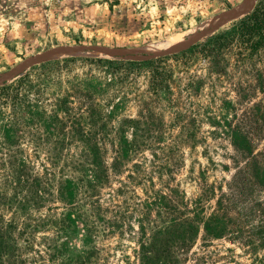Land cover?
Segmentation results:
<instances>
[{
    "label": "rangeland",
    "instance_id": "1",
    "mask_svg": "<svg viewBox=\"0 0 264 264\" xmlns=\"http://www.w3.org/2000/svg\"><path fill=\"white\" fill-rule=\"evenodd\" d=\"M257 1L0 0V86L33 66L67 57L169 55L228 29ZM199 68L192 69L205 77ZM230 72L213 87L207 82L199 96L179 100L183 122L162 105L163 127L153 132L162 137L135 144L128 130L131 143L120 157L116 136L98 145V174L105 178L78 190L84 169H93L92 148L51 135L37 116L30 122L0 105V128L15 129L0 130V264H145L141 245L150 255L161 220H179L180 214L193 218L199 231L179 247L178 264H264L263 112L253 111L256 116L242 123L250 105L264 108V83L258 88L251 79L243 101L237 88L244 79ZM185 76L179 82L176 77L174 90ZM70 92L62 78L41 107L50 115L53 97ZM146 93L140 77L120 115L137 117L141 102L133 97ZM224 100L230 107L223 108ZM72 102L77 113V99ZM64 121L66 132L72 122ZM235 128L248 137V148L233 145ZM216 214L227 229L219 236L205 232L202 223ZM68 217L63 225L60 220Z\"/></svg>",
    "mask_w": 264,
    "mask_h": 264
},
{
    "label": "trees",
    "instance_id": "2",
    "mask_svg": "<svg viewBox=\"0 0 264 264\" xmlns=\"http://www.w3.org/2000/svg\"><path fill=\"white\" fill-rule=\"evenodd\" d=\"M195 67H200L197 72L204 67L206 76L200 77L195 72L196 69H192ZM231 70L235 75H239L240 80L244 79V82H239L237 88V92L240 89L243 91L241 98L243 101L247 97L244 93L250 90L251 86L248 82L251 79H254L258 88L264 83V0H258L250 13L233 22L228 29L169 55L144 60L67 57L33 66L14 82L0 86V105L16 114H21L20 117H23L22 113L26 114L25 119L30 122H33L32 117L37 116L48 132L49 129L52 130L49 132L51 135H55L52 134L55 131L58 132L57 137L62 136V140L67 137L75 138L86 145V149L92 148L94 158L90 162L93 169L90 167L84 169L83 179L76 181L75 190H78L83 187V183L87 187H92L101 184L103 181L100 180L105 178L103 174H98L102 166V162H97L95 159L98 145H103L110 137L116 136L115 141L118 144H114L117 149L115 153L120 157L127 152V147L131 143L126 137L128 130L132 131V143L135 144L140 138L149 140L162 137L161 133L155 136L153 133L163 127L160 112L162 105L171 111L170 114L175 121L183 122L184 116L177 110L180 105L179 100L183 96L184 101L191 95L199 96L207 82L213 87L214 80L228 76ZM183 75H187L186 82L174 90L176 77H179L177 79L179 82ZM140 77L147 81V93L144 98L133 97V100L138 98L141 102L137 117H122L120 112L128 102L127 96ZM62 78L74 93L53 97V101L49 104L50 115H47V110L43 108V102L47 100L45 95L51 85L60 86ZM30 96L35 97V100L31 101ZM73 99H77L79 104L77 113L73 111L74 107L71 104ZM222 104L223 108L230 107V103L226 100ZM255 110L257 114L262 111L261 119L264 118L263 106L253 103L242 123L246 124L256 116L253 114ZM65 118L72 122L66 132H64L67 128ZM113 121L116 125H112ZM0 130L3 134L10 133L12 125H4ZM14 131L15 129L12 133ZM192 135L187 134L189 141H192ZM233 145L246 149L250 141L235 128ZM161 200L164 201L165 197L161 196ZM166 209L176 210L175 207H166ZM180 215L182 218L179 220L175 217L161 220L163 225L157 228L152 237L150 246L152 254L148 255L145 244L141 245L145 264H178L177 257L181 253L179 247L183 248L191 243L199 231L193 223V218H184L183 214ZM69 220L70 217L63 218L60 222L64 225ZM202 223L203 230L213 236H219L227 230L223 226L224 221L220 214L203 220Z\"/></svg>",
    "mask_w": 264,
    "mask_h": 264
},
{
    "label": "water",
    "instance_id": "3",
    "mask_svg": "<svg viewBox=\"0 0 264 264\" xmlns=\"http://www.w3.org/2000/svg\"><path fill=\"white\" fill-rule=\"evenodd\" d=\"M65 51H78V50H76V49H65Z\"/></svg>",
    "mask_w": 264,
    "mask_h": 264
}]
</instances>
